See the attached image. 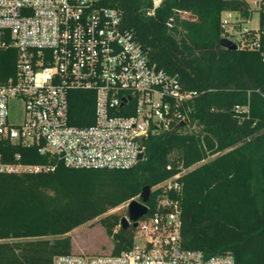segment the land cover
<instances>
[{
  "label": "trees",
  "instance_id": "1",
  "mask_svg": "<svg viewBox=\"0 0 264 264\" xmlns=\"http://www.w3.org/2000/svg\"><path fill=\"white\" fill-rule=\"evenodd\" d=\"M99 7L118 10L151 63L198 93L187 106L195 129L151 135L144 159L125 170L69 168L0 140L5 163L17 154L24 163H57L49 173L0 174V264H52L73 254L70 234L97 219L113 240V254L130 249L135 228H118L125 216L110 212L184 169L181 195L169 194L180 201L184 247L208 257L230 253L236 264H264V57L220 44L222 14L241 3L162 0L153 15L151 0H99ZM14 55L0 54L2 69ZM95 99L94 91L70 93L72 125L94 123ZM247 105L244 118L233 111ZM161 197L152 192L150 213Z\"/></svg>",
  "mask_w": 264,
  "mask_h": 264
},
{
  "label": "built area",
  "instance_id": "2",
  "mask_svg": "<svg viewBox=\"0 0 264 264\" xmlns=\"http://www.w3.org/2000/svg\"><path fill=\"white\" fill-rule=\"evenodd\" d=\"M151 1L153 15L162 0ZM230 1L241 3L234 12L242 21L222 20V39L264 57V0ZM255 16V27L243 26ZM10 50L12 63L2 69L0 60V140L35 148L69 168L125 170L144 159L151 135L195 129L187 106L198 93L157 69L125 30L121 13L100 8L99 0H0V54ZM74 90L94 91L93 124H71ZM13 101L23 105L19 124L10 122ZM233 111L244 118L250 106ZM15 159L5 163L0 156V174H41L57 167L24 163L20 154ZM187 171L151 188L162 197L154 212L137 221L130 249L57 256L52 264H236L230 253L208 257L184 247L180 201L169 194L181 195L180 178Z\"/></svg>",
  "mask_w": 264,
  "mask_h": 264
},
{
  "label": "rangeland",
  "instance_id": "3",
  "mask_svg": "<svg viewBox=\"0 0 264 264\" xmlns=\"http://www.w3.org/2000/svg\"><path fill=\"white\" fill-rule=\"evenodd\" d=\"M241 16L237 12H224L222 14L223 21H242ZM257 16L254 20L247 24L243 23V26L255 27ZM23 105L19 101H13L10 104V122L19 124L23 120ZM210 160V159H209ZM127 204L112 210L110 213H116L118 215H125L127 211ZM73 239V253L74 254H109L113 249V240L109 237L104 228L101 225L100 219L85 224L75 229L71 234Z\"/></svg>",
  "mask_w": 264,
  "mask_h": 264
},
{
  "label": "water",
  "instance_id": "4",
  "mask_svg": "<svg viewBox=\"0 0 264 264\" xmlns=\"http://www.w3.org/2000/svg\"><path fill=\"white\" fill-rule=\"evenodd\" d=\"M220 44L223 48L228 50H237V46L227 39H221ZM144 155H140V159H143ZM152 195L150 186L144 187L140 194V200H132L127 207V216L123 217L120 221L122 229H128L130 226L136 228L137 221L145 216L149 212V202ZM132 222V225H131Z\"/></svg>",
  "mask_w": 264,
  "mask_h": 264
}]
</instances>
